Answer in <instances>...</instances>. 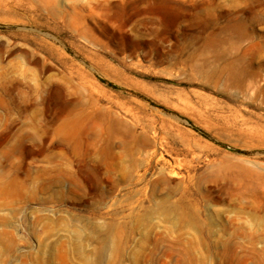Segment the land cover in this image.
Masks as SVG:
<instances>
[{
    "label": "rangeland",
    "instance_id": "374dc122",
    "mask_svg": "<svg viewBox=\"0 0 264 264\" xmlns=\"http://www.w3.org/2000/svg\"><path fill=\"white\" fill-rule=\"evenodd\" d=\"M0 264H264V0H0Z\"/></svg>",
    "mask_w": 264,
    "mask_h": 264
}]
</instances>
